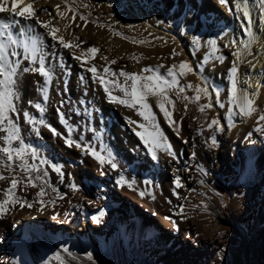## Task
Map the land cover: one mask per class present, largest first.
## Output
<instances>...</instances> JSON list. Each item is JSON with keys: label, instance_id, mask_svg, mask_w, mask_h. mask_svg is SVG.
Masks as SVG:
<instances>
[{"label": "bare ground", "instance_id": "6f19581e", "mask_svg": "<svg viewBox=\"0 0 264 264\" xmlns=\"http://www.w3.org/2000/svg\"><path fill=\"white\" fill-rule=\"evenodd\" d=\"M30 3L32 0H18L15 10L20 11ZM57 4L61 5V10L65 9V0H47V3L46 0H36L33 6L37 9L47 7L52 12L56 17L53 24L61 29L58 36L63 35L66 41H72L74 45L80 44L75 37L86 43L80 44L79 48H61L35 19L16 17L20 23L14 26L31 25L33 34L40 38L44 49L61 54L62 59L56 64L68 81L67 86L56 84L51 99L45 105V112L51 116L46 118V113L42 117L34 107L42 102L41 93L28 85L30 75H20L18 106L65 133L66 129L57 114V108L62 109L75 129L74 138L82 136L85 143H94L97 151L100 143L110 147L119 161L118 171L108 170L110 166L106 163V174L101 175V167L91 155H85L75 145L66 146L64 139L48 128L39 127L37 135L21 115L20 125L26 143L38 151L40 158L61 166L65 175L61 178L51 168L42 166L49 173L44 178L47 181L44 199L53 201L51 197H58L60 204L48 203L43 212L38 210V204L31 209H21L17 205L0 219V264H48L47 259L58 251L61 256L68 255L61 251L65 246L73 255H68L70 260H63L64 264H82L80 255L85 260L88 252L95 256V264H110V254L116 257L118 264H138L146 252L157 262L164 259L171 264H256L245 250L246 237L243 233L247 227L250 237L264 238V135L253 131L257 127V117L264 114V0H252L250 4L255 39L249 46L251 54L246 55L239 66L241 89L252 93L257 85L260 86L255 96L257 112L250 118L233 116L235 123L231 127L227 119L230 115L227 111L230 88L228 69L235 59L232 56L235 49L223 45L235 40L242 49L243 43L249 40L242 30V25L247 21L238 18L234 5L233 10L229 11V6L219 4L218 0H75V3L68 0V5L76 13V21L72 22L73 12H65L67 19L56 16ZM6 6L11 8V0ZM81 14L85 16V21H80ZM11 16L12 13L8 11L0 13V19L7 20ZM37 16L41 20L49 19L42 11H37ZM86 22L87 26L84 27ZM65 23L71 26L65 29ZM77 23L81 27H77ZM194 36L201 38L202 47L199 50H194L190 43ZM217 37L219 52L216 55L225 57L223 63L215 58L204 59L210 50L205 42ZM85 46L99 48V66L106 65L117 73L121 68L139 72L144 67L161 64L166 66L160 69L163 73L168 66L188 61L195 74L188 72L179 77L180 84L191 83L194 88L197 85H212L220 91L225 108L214 106L202 114L198 105L206 104L207 97L201 96L196 103L183 101L179 105L174 94H170L176 101L175 110L171 105L167 106L173 119L183 117L178 138L155 107L154 98L149 97L148 102L160 128L179 156L178 160H173L164 153H158L159 159L154 161L135 135V131L142 129L127 123V118L146 123L135 109L109 103L107 98L89 93L83 85L75 83L84 80L77 78L76 71L87 66V63L82 67L74 57ZM174 48L181 55L173 58L171 54ZM101 56H107L109 61L115 59L117 63L109 64ZM81 76L84 77L83 74ZM108 80L123 84L124 78L111 76ZM109 87L113 85L109 84ZM113 94L123 97V93L115 88ZM195 94L194 90L186 89L182 95ZM84 96L87 97L82 104L79 100ZM212 99L215 104L214 93ZM185 103L188 104L186 113ZM90 108L91 113L85 112ZM212 118L221 119L225 125L224 132L212 133L207 129V122ZM201 125L204 127L201 128ZM248 133H252L250 139ZM212 134L216 135L218 144L209 147L206 139ZM184 139L189 142L184 143ZM29 163L32 161L29 160ZM36 163L39 164V160ZM252 167L254 172L248 179V170ZM0 174L6 177L14 174L21 178L17 196L21 192L29 201L37 198L39 189L31 186L25 188L24 174L19 169L11 173L0 164ZM119 175L135 178L141 191L146 187L143 181L151 180L153 184L149 191L155 194L156 199L153 201L146 194L145 198L139 200V194L137 197L126 185L117 183ZM177 176L192 188L198 183H205L209 194L220 195L223 190L229 192L232 199L229 206L221 211V219L197 222L195 218L183 220L173 215L182 200L173 195V180ZM72 182L79 186L80 191L74 192L69 187ZM9 184L10 179L0 181V189L8 188ZM244 185L245 188H242ZM181 189L176 191L181 193ZM190 189L186 192H191ZM235 190L241 193L239 197L233 196ZM2 198L4 194L0 192ZM258 199L261 202L250 212V222L245 226L243 206L248 200H257L258 203ZM134 205L138 209L133 208ZM101 209L104 216L98 223L93 222L92 216ZM56 213L59 216L53 220L51 217ZM170 215L177 221L176 225L165 219ZM152 225L160 228V234L154 237L148 231ZM55 263L60 264L58 261Z\"/></svg>", "mask_w": 264, "mask_h": 264}, {"label": "snow or ice", "instance_id": "6c2138e0", "mask_svg": "<svg viewBox=\"0 0 264 264\" xmlns=\"http://www.w3.org/2000/svg\"><path fill=\"white\" fill-rule=\"evenodd\" d=\"M252 0H218L221 5H228L229 11L233 10V5L238 18L246 20L247 23L242 25V30L249 40L243 43V47L239 46V42L233 40L231 44H224L223 47L234 48L232 56L235 58L230 68L228 69V79L230 82V88L228 93V104L227 109L230 114L227 119L229 120V127L233 126L235 121L232 119L233 116H239L242 118H250L257 112L255 96L259 92L260 86H256V91L249 93L248 91L241 89L239 87V70L240 65L244 62V57L250 55L248 51L251 41L255 39L253 34L252 25V14L250 11V4ZM8 0H0V13L6 11L11 12L12 16L10 19H0V164L5 170L15 173L17 169L23 176V186L27 188L31 186L32 188H38L36 193V199L29 201L27 198L20 197L16 195V190L18 185L21 184V178L17 175H11L6 177L0 174V181L9 180V187L6 189H0L3 192L4 198L0 199V219H3L8 211H11L17 207V205L23 208H33L35 204L39 205V211L43 212L48 203H54V201H46L44 197L47 195L46 185L47 181L44 179L48 176V171L42 166H47L51 170L57 173L61 178L64 177V172L61 166L50 162L48 159L40 158L38 151L26 143L25 137L22 134V128L20 125V117L23 116L24 121L32 126V130L39 135V127L48 128L53 132L54 135L60 136L64 139L66 146L75 147L82 151L85 155H91L101 167V175L106 174L104 165L107 163L110 168L108 170L118 171L119 161L117 156L113 153L110 147L106 146L104 143H100L99 151H97L96 145L92 142L85 143L84 138L77 137L74 138L75 129L66 115L62 112V109L57 108L58 118L62 125L66 129L65 133L59 132L50 123L46 122L45 119H37L29 111H22L18 106L17 101L19 100L18 95V84H19V72L29 74H38L42 78L41 81H37L40 84V93L42 96V102L36 103L34 105L35 109L43 117L46 109L45 105L49 100L50 89L53 84L54 79V69L51 66V62L45 55V50L43 48L42 42L38 36H32L31 25L22 26L19 31L14 30V25L20 23L16 17H23L24 20L35 19L36 23L40 25L47 31V35L56 41L59 47L64 49H72L73 47L79 48L80 44L86 43L82 41L79 37H75L76 40L80 41V44H73L72 41H66L63 35H57L61 31L59 27L53 24V20L56 19L49 11L47 7L40 9L35 8L33 5L36 0H32L26 8L16 11V6L18 0H11V8L7 7ZM47 3V0H46ZM75 3V0H72ZM87 7V5H84ZM37 11H42L49 16L48 20H41L37 16ZM73 12V9L68 5V0H65V9L61 10V5L57 4L55 6L56 16L60 19H67L65 12ZM242 14V15H241ZM80 21H85L86 18L83 14L79 16ZM71 21H76V13L73 12ZM71 25L65 23L64 28L68 29ZM77 27H81L79 23L76 24ZM87 26V22L84 27ZM103 27V25H98ZM83 30V29H82ZM116 35H122L120 33H114ZM127 39V37H122ZM162 39V38H159ZM218 39H208L205 44L210 49L207 55L204 57L205 60L209 58H215L220 63H223L225 57L223 55L217 56L216 53L219 52ZM143 43V41H141ZM190 43L194 50H199L201 45V38L193 37ZM100 51L96 46H91L87 49V53L92 54V58L95 59L96 53ZM84 51L81 50V54L75 56L81 66L83 67L85 61L82 59ZM172 57L181 55L174 48L172 50ZM57 58L58 53H57ZM135 58V57H133ZM101 59L108 62L109 64H116L115 59L108 60L107 56H101ZM21 60L27 62V66L21 67ZM166 66L161 64L155 67L147 66L140 69L139 72H129L121 68L119 72L110 70L109 67H104L103 72L97 69L95 64L86 68V71L92 73L93 83H99L103 86V91L106 94V98L109 103L118 104L124 106L128 109H135L136 114L139 115L143 121L146 123H139L131 118H127V123L129 125H137L141 131H135V135L138 137L140 142L143 144L145 149L150 154L152 160L156 161L159 159L158 153H164L171 157L173 160H178L179 156L174 150L173 145L169 141L168 137L164 134L160 128L159 121L157 120L156 114L152 111V105L148 102L149 97L154 98L155 107L159 109L160 113L163 114L164 121L168 124L170 128L176 133L177 137L180 138L181 125L183 122V117L180 120H174L172 112L167 108L168 105L172 106L175 110L176 101L171 98L170 94H174L176 100L188 101L189 103H196L201 99V96L207 97L208 102L206 104H199L198 110L203 114L206 109H212L214 106L224 109L225 103L221 100V93L218 89H214L212 85L205 84L201 87L200 85L194 86L191 83L185 85L180 84L179 77L185 76L188 72L195 74V69L191 66L188 61H181L178 65L173 64L168 66L166 71L161 73L160 69ZM179 71H176V69ZM110 75L113 77H123V84L107 80L106 76ZM81 80L84 77H80ZM130 82V83H129ZM112 84L113 87H109ZM251 87V85H250ZM118 89L123 93V97L116 96L113 94V89ZM187 90H194V96L182 95ZM212 93L215 94V104L213 103ZM188 104H184V111L187 112ZM264 114H260L255 123L257 127L253 129L254 132H258L264 135ZM204 126L201 125V128ZM207 129L212 133H222L225 130V125L221 122L220 118H212L207 122ZM202 134V133H201ZM252 133H248V138L250 139ZM184 143H188L187 139H184ZM209 147H214L218 144L215 134L210 135L206 139ZM195 154H193L194 158ZM29 160L32 163H29ZM39 160V164L36 161ZM201 172H204L203 168H200ZM36 173V175H33ZM40 182V183H37ZM117 183L121 186H127L129 189L136 191L135 185L137 180L135 178L128 179L124 175H119ZM143 184L146 186L144 190L139 191L141 198H145L146 194L151 197L154 201L156 196L153 192L149 191V187L152 186L153 182L151 180L145 179ZM69 187L75 192L80 191L79 186L72 182ZM184 185L179 176L175 177L173 180V195L177 199H181L179 191L177 189L183 188ZM55 191V189H53ZM63 198V194H61ZM171 203V201H169ZM104 211L101 209L97 214L92 216L93 222H99L100 218L104 216ZM65 215H68L65 213ZM175 216L185 217V206L183 204L177 206V210L173 213ZM59 213H56L51 218L53 220L57 219ZM166 220H169L173 225L177 224V221L173 219V216H166ZM63 253H67L72 256L70 249L68 247H63L61 249ZM52 259L64 264L63 257L58 251L52 257ZM86 259L88 261H93L94 258L91 252L86 253Z\"/></svg>", "mask_w": 264, "mask_h": 264}, {"label": "rangeland", "instance_id": "374dc122", "mask_svg": "<svg viewBox=\"0 0 264 264\" xmlns=\"http://www.w3.org/2000/svg\"><path fill=\"white\" fill-rule=\"evenodd\" d=\"M24 25H29V24H24ZM22 26H23V24L22 25H18V26H14V30L15 31H19V29ZM33 33H34V30L32 28L31 35L35 36V34H33ZM89 47H91V46L83 47L84 55H83L82 59L85 60V61H88L87 66L83 67L80 71H76L77 78H80L79 76H81L83 74L84 80L80 81V82L75 81V83L78 84V86L79 85H83L84 88H86L89 93H96L98 95L100 94V96L106 98V94L103 91V86H101L99 83H93V81L91 79L92 73L86 71V68L90 67L92 64H95L97 69L100 71V73H102L103 72V68L107 67V66L106 65L105 66H99L97 53L95 55V59L92 58V54L91 53H87V49ZM44 50H45L46 57L49 58V60L51 62V66L54 69V79H53V84H52L51 89H50V96H49V99H51L52 93L54 92V88L56 87V84H58L60 86H67L68 85V81H67L66 78H64V74L60 71L59 67L56 64L57 62H60V60L62 59L61 54L58 53V57L59 58H57V53L52 52L49 49H44ZM80 54H81V52L78 53L76 56H78ZM24 66H27V62L21 60V67H24ZM24 74L30 75V81L28 82V85H30L33 90H35L37 92H40L39 89H40L41 85L37 84L36 82L37 81H41V83H42V78L38 74H29V73H24L23 71L19 72V76L20 75H24ZM76 75H75V78H76ZM109 78H111V76L107 75L106 79L108 80ZM17 87H18V91H19V84H18ZM173 96L176 99L175 95H173ZM86 97L87 96L82 97L79 100V102L84 104ZM176 101H178L179 105H182V103H183V102L181 103L180 100H176ZM58 102L61 103L60 100ZM180 107L182 108L183 106H180ZM87 110H85V112H87L88 114L91 113V111H92L91 108L87 109ZM44 116L46 118H50L51 117L48 113H46ZM253 172H254L253 167L248 170V179L250 177H252ZM182 183H183V185L185 187H183V189H181L182 192L180 193V196H183V197H181V199L184 200L185 202L181 200L180 205L183 204L185 206L186 216L185 217H181L180 216L181 219L184 220L187 217H190L192 219L195 218L197 222L203 221L204 219H206L207 221L210 220L211 222H214L215 220H220L221 219V211H223L227 206H229V204L231 202V200H230L231 197H230V193L229 192H226V191L223 190V191L220 192V195H213V194H209L208 193V187H207V185L205 183H202V184L198 183L193 188L190 185L187 186L186 182H182ZM134 187H135L136 191L131 190V193L138 197V193H139V191H141V189H139L138 184H136ZM189 188H191L189 190L191 192L187 193L186 191ZM242 188H245V185ZM187 194L189 195L188 199H187V197H188ZM240 194L241 193L239 191L235 190L233 196L234 197H239ZM19 196L25 198V196L22 195L21 192L19 193ZM54 198L51 197V199L55 202V204L56 205L60 204L59 198L58 197H54ZM141 199H143V198H140L139 200H141ZM248 201L244 204L245 206H243V213H244L243 215H245L244 216L245 217V221H244L245 226H247L246 224L248 222H250V220L248 219L250 212H253L255 210L256 206L257 205L259 206V204L261 202L260 199H258V203H257V200H256V202H255V200H252V201L248 200ZM133 208H135V209L137 208L138 209V206L134 205ZM248 229L246 227L244 229L245 232L243 233L244 237H246L245 238V245H246V249L245 250H247V253L250 254L251 259L254 262H256V264H264V240H263L264 238L260 237L261 238L260 239L258 236L250 237V235L248 234V231H246ZM148 231H149L151 237H154L156 234L157 235L160 234V228H158V226H156V225H152L150 227V230H148ZM249 233H250V231H249ZM247 237L249 238V240H248ZM62 257H63V260H65V261H67V260L69 261L70 260L68 258L69 257L68 255H66V256L63 255ZM65 257H67L68 259L65 258ZM80 257H81L80 259H82L81 260L82 264H83V262L86 263V264H92V262H93V261L91 262V261L86 260V255H85V260H84L83 255H80ZM109 257L111 258L110 259V261H111L110 264H118V260L116 259V257L114 255L110 254ZM93 258H94V260H96L95 256H93ZM47 260H48V264H56L55 263L56 260H54L52 258H48ZM138 261H139L138 264H171V263H168V261L164 260V259H162L161 261L157 262L155 259H153L150 256V254L148 252L144 253V258H140V260H138ZM95 263H96V261H94V264Z\"/></svg>", "mask_w": 264, "mask_h": 264}]
</instances>
